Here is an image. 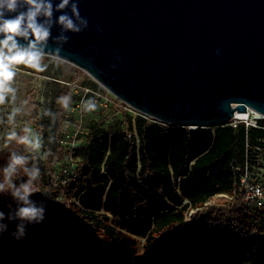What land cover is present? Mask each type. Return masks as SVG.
Here are the masks:
<instances>
[{
	"label": "trees",
	"instance_id": "1",
	"mask_svg": "<svg viewBox=\"0 0 264 264\" xmlns=\"http://www.w3.org/2000/svg\"><path fill=\"white\" fill-rule=\"evenodd\" d=\"M69 91L74 107L80 93L61 89L57 96ZM51 110L61 111L56 103ZM67 113L55 122L45 116L37 125L42 153L51 152L42 154L41 190L34 199L47 206L46 219L28 226L20 241L10 235L15 222L9 223L0 235L1 261L14 256L24 264L30 252L34 258L47 252L49 240L61 250L83 240L78 264H237L232 243L252 237L264 245V209L245 214L231 166L244 160L247 137L264 138V128L247 131L229 122L192 129L124 113L123 130L98 122L89 127L76 148L79 178L62 184L61 175L55 186L67 155L60 143ZM137 239L145 240L142 254Z\"/></svg>",
	"mask_w": 264,
	"mask_h": 264
},
{
	"label": "water",
	"instance_id": "2",
	"mask_svg": "<svg viewBox=\"0 0 264 264\" xmlns=\"http://www.w3.org/2000/svg\"><path fill=\"white\" fill-rule=\"evenodd\" d=\"M78 8L88 28L68 34L65 61L143 116L192 129L250 109L264 116V0H78Z\"/></svg>",
	"mask_w": 264,
	"mask_h": 264
},
{
	"label": "clouds",
	"instance_id": "3",
	"mask_svg": "<svg viewBox=\"0 0 264 264\" xmlns=\"http://www.w3.org/2000/svg\"><path fill=\"white\" fill-rule=\"evenodd\" d=\"M55 13L60 15L55 16ZM54 27L59 28L55 37L52 35ZM88 28V20L82 17L78 8V0H0V106H10L9 110L0 117V124H7L9 130L5 142H16L24 145L31 155L39 157L51 155V152L42 153L44 137L41 132L34 131L25 124L22 135L13 127L17 117L25 114L27 102L16 105L18 89L14 86L18 71L31 70L33 74L47 72L51 60L57 64L64 62L66 56L62 55L72 34H80ZM99 32L100 29L97 28ZM57 44L50 48L49 41ZM219 55V50H217ZM115 69L116 65H111ZM55 103L61 111L53 112L46 108L42 115L55 122L62 112H70L74 101L73 95L68 93L56 97ZM79 107L84 113H93L98 108V101L94 96L82 98ZM55 137L49 136L48 142L53 143ZM30 155L13 151L9 154L7 163L2 169L3 179H0V196L10 197L15 203L7 205L8 212L0 210V235L8 231L9 223L15 222V230L10 233L16 241L23 240L30 225L42 224L47 215V206L43 201L32 199L34 183L40 176V168L36 164L29 167ZM23 170L27 180L19 183L13 177ZM259 196L261 190L256 188ZM70 255V254H68ZM63 259V257H60Z\"/></svg>",
	"mask_w": 264,
	"mask_h": 264
},
{
	"label": "rangeland",
	"instance_id": "4",
	"mask_svg": "<svg viewBox=\"0 0 264 264\" xmlns=\"http://www.w3.org/2000/svg\"><path fill=\"white\" fill-rule=\"evenodd\" d=\"M49 63V68L47 72L43 74H33L31 70L21 69L18 71V75L14 86L18 89L16 105H21L25 101L27 102L25 114L18 116L15 125L13 126L19 134L22 133V127L28 124L33 128L34 131L40 132L37 125L42 122L45 116L42 115L43 110L46 108H53L57 96V92L61 89H69L70 83L77 82L82 85L90 86L95 92L103 93L105 91L104 87L97 83L88 73L76 67L75 65L68 63L66 61L57 64L54 61L46 60ZM91 82H90V81ZM87 82V83H86ZM82 98H88L94 96L98 101V108L93 113H84L81 111L79 106H74L71 113L72 117V127L79 131V138L82 140L86 138V133L89 127L95 123H101L102 126L110 131L123 130L125 128L123 122V114H129L134 118L133 112L125 110L124 112H117L118 107H104L101 104V100L97 95L93 93L81 94ZM80 99V100H81ZM77 103H80L77 102ZM76 103V104H77ZM33 106V107H32ZM10 106L0 107V117H2L6 111L9 110ZM9 126L5 124H0V179H3L2 169L7 163L8 156L11 152H23L25 155H30L26 150L25 146L18 144L16 142H5V136ZM42 158L30 155L29 167L32 164L40 166ZM13 180L17 183L27 180V176L21 169L17 175L13 177ZM41 179H37L33 185L34 194L32 199H36L41 190ZM12 204L15 207V203L10 197L0 196V210L8 212L7 205ZM48 221V220H47ZM139 244L137 245V250L140 254L143 253V248L145 244L144 239H137ZM47 242V241H46ZM50 248L44 254L38 255L34 258L33 252L29 253V260L24 264H53L49 258H53L55 264H77L76 252L78 249L73 247L69 250H61L60 246L54 241L49 240ZM231 254L235 258L237 264H261L264 257L261 256L262 243L259 240L252 239H242L237 240L231 245ZM70 254V255H68ZM60 257H63L61 259ZM28 262V263H27ZM0 264H20L17 257L11 256L7 257L4 261L0 260Z\"/></svg>",
	"mask_w": 264,
	"mask_h": 264
},
{
	"label": "built area",
	"instance_id": "5",
	"mask_svg": "<svg viewBox=\"0 0 264 264\" xmlns=\"http://www.w3.org/2000/svg\"><path fill=\"white\" fill-rule=\"evenodd\" d=\"M69 86L76 93H93L97 95L104 107H118L123 111L127 110L129 112H133L135 115L133 119H135L138 115H142L140 112L120 100L105 88L103 93H99L91 89L90 86L82 85L77 82L70 83ZM79 104L80 103H77L76 106H79ZM73 108L66 114L63 125L60 143L65 149L67 155L65 162L60 166L59 171L57 172L55 186L60 183L61 175L64 176V179L61 181L62 184L67 183L69 180L76 181L79 178L77 168L80 158L76 157V148L84 144L86 138L81 140L79 138V131L73 129L72 127L71 113ZM241 114H244V116H238L237 114L230 121V124L235 128H238L240 125H245L247 131L250 128H264L261 125V121L264 119L263 115L251 109L247 113ZM32 156L36 155L32 154ZM39 157L42 158V154ZM231 166L235 176V184L238 185L243 192L244 212L249 216H254L259 211L264 209V138H256L253 142L249 137H247L244 160L241 162L235 160ZM42 177L43 175L40 169V176L38 179H42ZM257 187L261 190V194L259 196L256 194ZM222 196L230 197L225 194ZM238 229L244 230V225H238ZM83 246H86L83 240L75 245L78 250H81ZM261 256L264 257V245H262Z\"/></svg>",
	"mask_w": 264,
	"mask_h": 264
},
{
	"label": "bare ground",
	"instance_id": "6",
	"mask_svg": "<svg viewBox=\"0 0 264 264\" xmlns=\"http://www.w3.org/2000/svg\"><path fill=\"white\" fill-rule=\"evenodd\" d=\"M238 116H244V114H238Z\"/></svg>",
	"mask_w": 264,
	"mask_h": 264
}]
</instances>
